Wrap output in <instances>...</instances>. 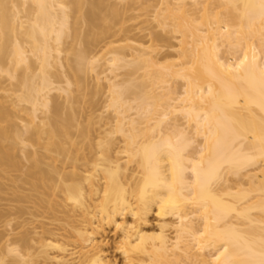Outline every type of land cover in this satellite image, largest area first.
<instances>
[{
  "label": "bare ground",
  "instance_id": "6f19581e",
  "mask_svg": "<svg viewBox=\"0 0 264 264\" xmlns=\"http://www.w3.org/2000/svg\"><path fill=\"white\" fill-rule=\"evenodd\" d=\"M151 2L0 0V264H264V0Z\"/></svg>",
  "mask_w": 264,
  "mask_h": 264
},
{
  "label": "rangeland",
  "instance_id": "374dc122",
  "mask_svg": "<svg viewBox=\"0 0 264 264\" xmlns=\"http://www.w3.org/2000/svg\"><path fill=\"white\" fill-rule=\"evenodd\" d=\"M157 2V0H152V2L151 3H156ZM154 218L152 217V215L151 216H149V224H148V228H150V229H152L153 228V225L155 224L154 222V220H153ZM153 221V222H152ZM151 222H152V224H151ZM154 223V224H153ZM151 224V225H150ZM113 236V237H112ZM110 235V234H108L107 235V239H108V244H107V254L108 255H110V257L113 259V260H115V262H117L118 264H121V258L119 257V255L118 254H116V252H114V250H112V248H113V246H114V238H115V236L114 235ZM113 240V241H112ZM110 243V244H109Z\"/></svg>",
  "mask_w": 264,
  "mask_h": 264
}]
</instances>
